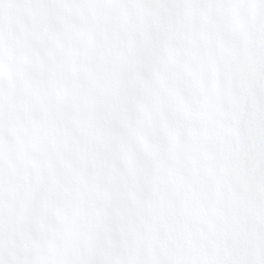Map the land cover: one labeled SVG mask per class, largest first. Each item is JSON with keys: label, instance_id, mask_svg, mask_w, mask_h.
Masks as SVG:
<instances>
[{"label": "snow or ice", "instance_id": "obj_1", "mask_svg": "<svg viewBox=\"0 0 264 264\" xmlns=\"http://www.w3.org/2000/svg\"><path fill=\"white\" fill-rule=\"evenodd\" d=\"M0 264H264V0H0Z\"/></svg>", "mask_w": 264, "mask_h": 264}]
</instances>
